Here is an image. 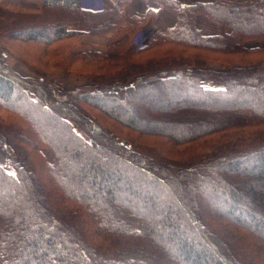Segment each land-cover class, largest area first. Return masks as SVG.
<instances>
[{
    "label": "trees",
    "instance_id": "16d2710c",
    "mask_svg": "<svg viewBox=\"0 0 264 264\" xmlns=\"http://www.w3.org/2000/svg\"><path fill=\"white\" fill-rule=\"evenodd\" d=\"M26 1H0V264H264V0H150L176 23L137 45L132 0Z\"/></svg>",
    "mask_w": 264,
    "mask_h": 264
},
{
    "label": "rangeland",
    "instance_id": "374dc122",
    "mask_svg": "<svg viewBox=\"0 0 264 264\" xmlns=\"http://www.w3.org/2000/svg\"><path fill=\"white\" fill-rule=\"evenodd\" d=\"M0 1L7 6H21V7H29V8L33 7V5L26 0H0ZM214 1H216V0H214ZM214 1H212V2H214ZM226 1L236 3V2L243 1V0H226ZM98 4H101V3L99 2ZM197 17L198 18L200 17V19H202V21H204V23H206L207 25L212 24L207 18H205L203 16H197ZM197 17H196L197 28L200 31L202 29L203 31L210 32V30L207 28V26H204V25L197 23ZM125 22H126V20H125ZM212 25H214V24H212ZM217 28H218L217 32L221 33V29L219 27H217ZM155 29H157V28L155 27L154 21L152 19H148L144 24H142L137 29V32L135 33V36L133 37V43L135 45H137L139 43V40H138L139 33L138 32H142L143 37L142 38L140 37V38L144 39L147 42V39H149V37L152 35V33ZM213 31H216L215 28ZM210 34H211V32H210ZM207 35L211 36L212 34L211 35L207 34ZM98 37H100V36H98ZM101 37H109V42L107 41L106 44H103L104 41H102V42L94 45L93 43L91 44L87 41L82 40L81 38L80 39L83 42H87V43L93 45L98 50L104 51L105 48L111 44L110 36L109 35H103ZM123 38H125V37H123ZM246 46L247 47H255V46H257V43L254 41L247 42ZM0 48L4 49V45L2 43L0 45ZM5 51L7 53L6 54V62L8 64V66L11 69H13L14 71L18 72L22 76H26V77L41 76V77L45 78L46 80L55 83L58 86V88L64 92L71 91L74 88L83 87V86H87L90 84V81H91L90 77H88V76H75L73 74H67L61 68H58V69L54 70L53 72H47V73H42L39 71L37 73L33 72L32 70L28 69V67H26L24 64H22L19 61L17 55L12 50L6 49ZM26 57L30 62L37 64L38 56L36 53H33V54L29 53ZM12 140H13L12 136L7 138V142L10 145L12 144ZM43 154H44L45 158L47 159V161L51 162V160H52L51 153L48 150H43ZM0 166L4 167L7 170V172H9V173L13 172L12 162H11L10 158L7 157V155L2 151L1 148H0Z\"/></svg>",
    "mask_w": 264,
    "mask_h": 264
},
{
    "label": "crops",
    "instance_id": "0c3cea01",
    "mask_svg": "<svg viewBox=\"0 0 264 264\" xmlns=\"http://www.w3.org/2000/svg\"><path fill=\"white\" fill-rule=\"evenodd\" d=\"M200 1L212 2L214 0H200ZM97 8H99V6L97 7V4L91 6V9H97ZM147 11H152L154 13L152 20L154 21L155 27L161 31L172 28L176 23V17L170 10L158 9L156 4L150 0L146 2H142L140 0H132L124 9V18L127 23L132 24L134 23L135 19H139V20L143 19L144 16H146ZM197 23L207 26V28L210 30L212 35L219 34V32H217L218 30L217 27H215L212 24L207 25L206 23H204V21H202V19H200V17L199 18L197 17ZM214 28L216 31H213ZM201 32L204 35L207 34L211 35L210 32L203 31L202 29ZM81 39L91 44L93 43L94 45L102 41H104L103 44H106L107 41L109 42V37H101V36L98 37V36L84 35L81 37Z\"/></svg>",
    "mask_w": 264,
    "mask_h": 264
},
{
    "label": "built area",
    "instance_id": "2783aa9c",
    "mask_svg": "<svg viewBox=\"0 0 264 264\" xmlns=\"http://www.w3.org/2000/svg\"><path fill=\"white\" fill-rule=\"evenodd\" d=\"M138 33H139V35H138L139 43L138 44H143L145 42V40L144 39H141L143 37L142 32H138Z\"/></svg>",
    "mask_w": 264,
    "mask_h": 264
}]
</instances>
